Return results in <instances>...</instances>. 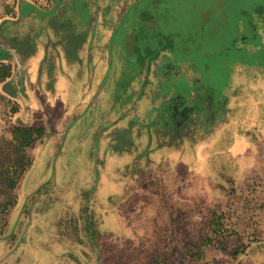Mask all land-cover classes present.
I'll return each mask as SVG.
<instances>
[{
  "label": "rangeland",
  "instance_id": "374dc122",
  "mask_svg": "<svg viewBox=\"0 0 264 264\" xmlns=\"http://www.w3.org/2000/svg\"><path fill=\"white\" fill-rule=\"evenodd\" d=\"M137 1L0 0V139L45 129L0 264H264V0Z\"/></svg>",
  "mask_w": 264,
  "mask_h": 264
},
{
  "label": "trees",
  "instance_id": "16d2710c",
  "mask_svg": "<svg viewBox=\"0 0 264 264\" xmlns=\"http://www.w3.org/2000/svg\"><path fill=\"white\" fill-rule=\"evenodd\" d=\"M12 65L0 62V84L10 78ZM19 105L12 107V112H18ZM45 129L41 126L14 125L10 129L9 137L0 139V233L6 223V215L13 208L16 198L13 190L21 181L26 171L32 165L28 149L37 141L42 140ZM204 245L207 246L212 238L208 237ZM242 248L235 251V255L242 252ZM201 258L202 250L194 253Z\"/></svg>",
  "mask_w": 264,
  "mask_h": 264
},
{
  "label": "flooded vegetation",
  "instance_id": "af4514ba",
  "mask_svg": "<svg viewBox=\"0 0 264 264\" xmlns=\"http://www.w3.org/2000/svg\"><path fill=\"white\" fill-rule=\"evenodd\" d=\"M159 1L160 0H150L149 1L150 4L153 3L152 9H154V7L156 6H159L158 4ZM192 69H193L192 71L195 72L194 70L196 68H194V66H192ZM196 72H197V69H196ZM195 78L196 76L192 77V79H195ZM200 88L202 89V86ZM197 91H200V90L197 89ZM202 94L200 96H198L199 94L197 96H193L190 101L188 99H183V102H181L180 100L179 104L182 106L179 111L177 109L178 103L173 108H170V116H171L172 121L175 122L176 124H180V126L181 125L186 126L187 124L188 125L190 124L191 119L193 118L194 115H198L199 113H202L203 111H205L204 114H209L210 117H213L214 114L218 113L223 108L222 107L223 101H221L220 104H218L217 98H216L214 100V104H211L213 100H211L210 94L205 95V97L203 98H202Z\"/></svg>",
  "mask_w": 264,
  "mask_h": 264
},
{
  "label": "crops",
  "instance_id": "0c3cea01",
  "mask_svg": "<svg viewBox=\"0 0 264 264\" xmlns=\"http://www.w3.org/2000/svg\"><path fill=\"white\" fill-rule=\"evenodd\" d=\"M118 1H122V0H118ZM139 2H142V0L137 1V3H139ZM136 12H137V9H136ZM136 12H135V14H136ZM17 125H20V124H17Z\"/></svg>",
  "mask_w": 264,
  "mask_h": 264
}]
</instances>
